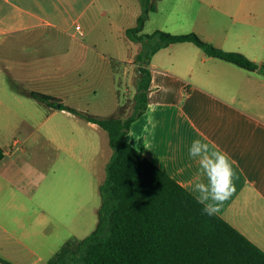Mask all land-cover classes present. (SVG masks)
<instances>
[{"label": "crops", "instance_id": "obj_1", "mask_svg": "<svg viewBox=\"0 0 264 264\" xmlns=\"http://www.w3.org/2000/svg\"><path fill=\"white\" fill-rule=\"evenodd\" d=\"M192 1L158 0L143 32L194 31L264 64V0L259 6L239 0L235 9L221 7L222 0H200L215 14L202 5L190 13L184 7ZM141 9V0H0V71L8 69L7 62L16 70L40 64L22 77L70 104L69 92L75 91V98L89 96L80 79L103 63L110 100L100 106L109 114L119 104L111 58L136 66L141 44L125 30L135 25ZM225 17L236 26H225ZM149 68L147 108L131 123L127 141L190 192L197 167L187 154L191 141L207 137L228 152L237 162L235 192L218 215L264 251V68L248 71L206 55L190 41L161 47Z\"/></svg>", "mask_w": 264, "mask_h": 264}, {"label": "trees", "instance_id": "obj_2", "mask_svg": "<svg viewBox=\"0 0 264 264\" xmlns=\"http://www.w3.org/2000/svg\"><path fill=\"white\" fill-rule=\"evenodd\" d=\"M157 1L141 0L135 25L125 30L130 40L141 44L133 59L138 76L132 98L122 102L119 94L113 112L94 114L65 104L50 93L27 91L47 106L69 111L105 129L112 149L106 175L98 185L100 204L95 227L84 237L68 238L46 264H264V251L259 246L220 215L202 214V206L189 190L127 141L131 123L147 108L150 59L161 47L190 41L206 55L248 71L264 68L244 53L225 50L194 31L143 32ZM119 64L111 60L116 81L121 78ZM0 261L14 264L3 257Z\"/></svg>", "mask_w": 264, "mask_h": 264}, {"label": "rangeland", "instance_id": "obj_3", "mask_svg": "<svg viewBox=\"0 0 264 264\" xmlns=\"http://www.w3.org/2000/svg\"><path fill=\"white\" fill-rule=\"evenodd\" d=\"M250 1L249 6H259L258 0ZM238 2L222 0L221 7L235 9ZM200 5L215 14L208 2L200 4V0L184 8L195 13ZM222 20L225 26H236L227 17ZM3 57L0 50V67ZM4 64L8 69L0 71V257L14 264H46L68 238L84 237L95 227L98 185L112 149L105 129L27 94L40 88L22 76L34 73L40 64L21 65L19 70L16 64ZM118 68L121 78L116 83L125 102L134 94L138 73L127 62ZM103 71L100 63L94 72H85L87 79L80 82L90 90L89 96L75 98V91L69 92L68 105L108 114L100 106L104 99L110 100L109 78H103Z\"/></svg>", "mask_w": 264, "mask_h": 264}, {"label": "clouds", "instance_id": "obj_4", "mask_svg": "<svg viewBox=\"0 0 264 264\" xmlns=\"http://www.w3.org/2000/svg\"><path fill=\"white\" fill-rule=\"evenodd\" d=\"M187 154L197 165L191 184L193 198L202 206V214L218 215L224 202L235 192L237 162L207 137L194 138Z\"/></svg>", "mask_w": 264, "mask_h": 264}, {"label": "built area", "instance_id": "obj_5", "mask_svg": "<svg viewBox=\"0 0 264 264\" xmlns=\"http://www.w3.org/2000/svg\"><path fill=\"white\" fill-rule=\"evenodd\" d=\"M75 27L78 29L80 28V24H75Z\"/></svg>", "mask_w": 264, "mask_h": 264}, {"label": "water", "instance_id": "obj_6", "mask_svg": "<svg viewBox=\"0 0 264 264\" xmlns=\"http://www.w3.org/2000/svg\"><path fill=\"white\" fill-rule=\"evenodd\" d=\"M56 106H59V102L56 103Z\"/></svg>", "mask_w": 264, "mask_h": 264}]
</instances>
